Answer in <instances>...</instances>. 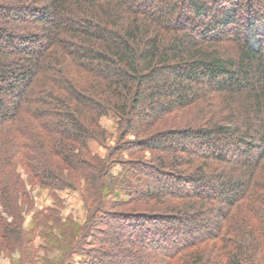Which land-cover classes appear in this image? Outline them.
<instances>
[{"label":"trees","instance_id":"trees-1","mask_svg":"<svg viewBox=\"0 0 264 264\" xmlns=\"http://www.w3.org/2000/svg\"><path fill=\"white\" fill-rule=\"evenodd\" d=\"M108 114L94 180L128 199L101 200L84 264H264V0H0L1 238L23 235L19 165L54 187Z\"/></svg>","mask_w":264,"mask_h":264},{"label":"rangeland","instance_id":"rangeland-1","mask_svg":"<svg viewBox=\"0 0 264 264\" xmlns=\"http://www.w3.org/2000/svg\"><path fill=\"white\" fill-rule=\"evenodd\" d=\"M117 121V117L112 114L100 118L105 137L99 139L102 142L95 138L88 140V149L80 150L84 161L80 159L81 161L76 162L74 159V167H71L62 159L55 160L60 179L56 180L54 187L35 180L27 167L19 165L18 171L21 173L25 191L23 196H19L23 211V235L22 238L13 239L4 235L0 237V264H70L69 254L76 247L80 236L90 230L101 200H105V208H110L112 203L117 204L118 199H128L125 193L120 191L116 196L108 189L113 188L116 180H122L125 165L116 163L112 166L111 174L106 179L108 191H105L106 196L103 199L99 184L94 180L101 167L93 168L91 165H100V160L106 159L109 152L120 144ZM123 156L125 160L130 159L129 153H124ZM144 158L150 160L152 156L146 153ZM107 202L111 203V206ZM133 206L131 205V208ZM102 216L99 214L94 223ZM245 216L247 214L243 213V217ZM113 232L110 229L109 234L112 236ZM96 234L99 236L97 231ZM93 239L96 237L93 236ZM90 240L88 239V242ZM97 245L89 243L86 248L96 250ZM87 249L81 252L73 250V264H84L90 260ZM219 254V249L209 247L204 252V257L206 259L213 256L218 259ZM258 258L260 263H264V256L259 255Z\"/></svg>","mask_w":264,"mask_h":264}]
</instances>
